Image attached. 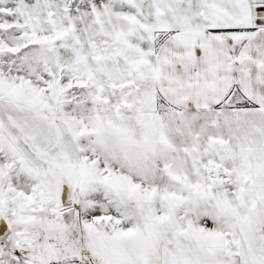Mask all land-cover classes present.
Instances as JSON below:
<instances>
[{"label":"snow or ice","instance_id":"1","mask_svg":"<svg viewBox=\"0 0 264 264\" xmlns=\"http://www.w3.org/2000/svg\"><path fill=\"white\" fill-rule=\"evenodd\" d=\"M0 264H264V0H0Z\"/></svg>","mask_w":264,"mask_h":264}]
</instances>
